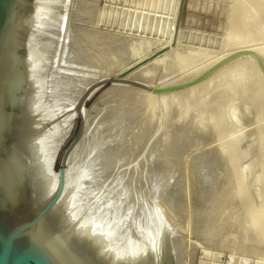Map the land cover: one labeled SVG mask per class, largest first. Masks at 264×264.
<instances>
[{"label":"rangeland","instance_id":"1","mask_svg":"<svg viewBox=\"0 0 264 264\" xmlns=\"http://www.w3.org/2000/svg\"><path fill=\"white\" fill-rule=\"evenodd\" d=\"M106 1H108V2H106ZM176 1H178V3H176ZM193 1H195V2L191 3L192 2L191 0H181V1L180 0H159V1L158 0H142V1H140V0H132V1L131 0H123V1L122 0H49V1H46L44 4H42L39 7L38 11L40 14H38V12H37L36 16L39 15L40 20L38 19L39 17L35 16L36 24L33 27L34 33L32 35V45L35 44L33 48L37 49L36 54H34V58L36 61L35 63L41 62L38 64V66H36V68H37L38 78L41 79L40 85H43L42 82H44L43 87L41 86V88H42L41 89V95H42V100H43L45 112L48 114V115L46 114L47 123H50V122L53 123L51 125L52 127L48 131V133H50L49 136H53V138H51V137L49 138V140L51 139L50 140L51 141L50 147H52L51 145H53V147H54V144H55V149H50V150H54V152L50 151V152H52L50 154V157L54 161L51 158L49 160V167H48V171H49L48 173L49 174H47V183H49L52 179H54V181L57 180V182H58L57 178H59L58 177L59 173H60L62 167L64 166V164L66 165V163H67V168H68L67 171L69 170V167H70V172H72V173L69 174L66 171V173H65V184L67 182L66 180H67L68 174L70 175V177H73L75 175V178H76V179L75 178H73V179H75L74 181L77 185V188H76L74 196L71 200V203L72 204L74 203V206H76V208L72 204L70 205V207L72 206L71 209L73 211V213L71 211L70 214L71 213L75 214L77 211L79 212V213L75 214L76 220H78V218H79V220L84 221L83 218L90 215L92 219L90 218V216L86 217L85 220H87V221H85V222L89 228L92 227L93 229L97 225L99 226V228H97V229H102L104 227L109 226L111 223H112V225L116 223L115 225H113L114 228L112 227V225H110V228L112 227L111 229L115 230L114 232L116 233L118 239L120 240L121 237L123 236L125 241H127L125 237H128V238L130 237L128 241L129 242L133 241V243H134V241H136L134 245L137 248L142 246L144 240H145V243L148 241V239H149V241H150V239L152 240L153 238H151V236L154 237V239H153L154 241L155 240L160 241V239H161L160 235L162 234L161 235V237H162L164 234L162 232H165V230L170 231L171 232V240H172V238L175 237L174 238L175 240L173 239L175 243L173 242L172 245H173V249L177 250L176 251L177 254H175V257H176L175 260L179 257L176 260L177 264H181V263L182 264H252V263L258 264L259 262H260L259 264H264V239H263L264 237H262V235H260L261 231L262 230L264 231V217H263V219L260 218V220L258 221V226L256 229L255 228L253 229L252 227H250L251 229H249L247 226L249 223L248 220L249 219L251 220V217L253 218L254 211H252V209L250 208V203L249 202L246 203L247 201L245 200V197H247V195H248V197L251 196V199L253 200V202L255 204V202H258L256 199L258 197L257 194H259L258 200L260 199V197H261V199L259 200L258 204L256 203L257 205L255 204V207L256 206H257V208L262 207L263 214H264V166L260 167V164H259V163H262V161H264V155H262V146L260 144L261 142H259L260 136H262L264 138V134H263V129L261 128L259 122H257L258 119H256V120L253 119V118H255L253 115H255V116H256V114L258 115V113H256L258 111H257V109H255L256 106L253 107L254 108L253 110H250V109H252L251 107L255 103V101L252 100V96H253L252 94L254 93V91L252 92V90H256L258 88V86H257L258 82H255L252 78H249V77H251V74H252L255 77L261 79L264 83V48H262L264 46V34L262 33L263 35L262 34L258 35L260 37L257 36V38L253 37L252 40H254V42L253 41L248 42L245 39V37L242 35L246 25H245V21L242 18L241 12L235 11L233 13L226 14L225 16L223 15V13L225 14L226 11H228V9L225 10V8L223 7L224 5L227 4L225 1H228V0L223 1V3H225L224 5L221 4L222 3L221 0L219 1V3L214 2V1L218 2L217 0H213L214 3L212 2V0H210L209 2L207 0H204L205 2H208V4H206V6L207 5L209 6V8L207 7L208 10H207V8L205 10L200 8L203 6L205 7V5H203L205 2H202L203 0H201V1L199 0L200 1L199 3L202 6H200V4L197 2L198 0H193ZM101 2L103 5L101 4ZM210 2H212V3H210ZM179 3H180V5H179ZM137 4H138V6L142 7V8H140V10H139V7L137 6ZM182 4H183V6H182ZM214 4H215V8H214ZM217 4H220V7L222 9ZM196 5H198V6H196ZM210 5H211V7H210ZM179 6L185 12L184 13L185 15H183V13H181L182 10L179 9ZM216 6L219 8H217ZM177 7H178V9H177ZM190 7L192 10H189ZM146 8L149 10V12ZM175 8H176V10H175ZM200 9L206 11V14H204L205 12L202 13L200 11ZM211 9H213V11ZM215 9H216V11H215ZM217 9H219V10H217ZM131 10H132V12H130ZM177 10H179V11H177ZM194 10H196V11L199 10L203 15L207 16L208 18L210 17V16H208L209 13L211 11L214 13V11H215L214 14L211 12L210 15L213 14V16H211V18L215 17L216 15L217 16L213 19H211V18L208 19L207 17H204L201 13L194 14V13H197L196 11L194 12ZM220 10H223V11L225 10V11L223 13H221ZM106 11H107V13H106ZM126 11H127V13H126ZM218 11L220 12L219 15L222 14V15H220V18L223 16L226 17L225 19H226L227 24L223 23L225 21L223 19L224 17L222 18L223 22H222V20L220 21V19L218 18V16H219L217 13ZM207 12H209V13L207 14ZM186 13H187V15H186ZM227 13H229V12H227ZM128 14H129V16H128ZM181 14L184 16L183 20H182L183 16H181ZM199 14H201L202 16ZM191 15H193L194 17L197 18V19L195 18L196 22L194 21V18ZM147 16H148V18H147ZM185 16H186V18H189L186 20H189L187 22L188 23L190 22V24H191L190 25L186 22L189 25L188 29H187V26L185 24ZM199 17H200V20H198ZM140 18H142V19H140ZM205 18H207V20H205ZM202 20H203V22H202ZM210 20H211V22H210ZM215 20L217 22H214ZM180 21H183V24H181L182 22H180ZM118 22H119V24H118ZM205 22H207L208 25H207V23L205 24ZM192 23H193V25H192ZM197 23H200V24L198 25ZM211 23H212V25L214 24L213 25L214 28L212 25H209ZM220 23H221V25L223 24L222 26L220 25L221 28L225 25L226 26L223 29H221L218 25L216 26V24H220ZM201 24H203V25H201ZM138 25H139V27H136ZM172 25H174V26H172ZM197 25L199 27H203L204 30H202L203 29L202 28L201 29L202 31H201ZM205 25H207V26H205ZM108 26H110V27H108ZM171 26H172V28H171ZM181 26L183 27V29ZM195 26L197 28L192 29V28H195ZM211 26L215 30L216 34H217L218 30H221V31H219V33L220 32L221 33L218 35H216L215 33L213 34L212 31H214V30L211 28ZM135 27L137 29H134ZM217 27H219V29ZM140 29L142 31H140ZM135 30H138V32ZM182 31H183V33L184 32L185 33L182 34ZM194 31L196 33H194ZM209 31H211V34L208 33ZM133 32H135V33H133ZM191 32L194 33L195 35L192 34V36L191 35L189 36V34ZM186 33H188V34H186ZM198 34L199 35L200 34L205 35L206 37L210 35L211 39H213L212 41H214V42L210 43L211 39L209 37L204 39L202 35H200L201 38H199ZM115 35L117 36V38ZM131 35H132V37H131ZM179 35L182 37L180 38ZM226 35L231 38V41H230V43H228V44L226 43L224 45L225 42H223V39H225L227 37ZM217 36H219V37L224 36L225 37V38L221 37L222 40L220 39V41H221V44L223 43V45L221 48L218 47L219 49L214 47V45L216 43H220L219 37L217 38ZM110 37H112V38H110ZM162 37H163V39H162ZM165 37L167 38V40ZM187 37H189V38H187ZM193 37L197 40L193 39ZM196 37H198V38H196ZM214 38L216 40L218 39L219 42H217ZM116 39L118 41H116ZM151 39H153L152 42H151ZM184 39H186L187 42ZM199 39H202V40L198 41ZM142 40H143V42L145 41L144 43H146V42L150 43L149 46L150 45L151 46L150 47L148 46L147 48H148V50H151V54H149L150 52L147 50V48L144 45V43L142 42ZM205 40H206V44H205ZM93 41H96V42H93ZM136 41L139 43H137ZM202 41H204V42H202ZM215 41H216V43H215ZM140 42L142 43V45ZM191 42H193V43L191 44ZM201 42H202V44H201ZM250 42L254 43V44H251ZM153 43L155 45H153ZM157 43L159 45L160 44H162V45L159 46ZM203 43L205 44V47H204ZM209 43L211 44V47L212 46L213 47L212 48L207 47L209 50L208 49L205 50L207 44L210 46ZM135 44H137V45L140 44L141 46H145V47H142L143 48L142 49L140 45L135 46ZM212 44H214V45H212ZM221 44H220V46H221ZM258 44H259V46H258ZM132 45H134L133 48H131ZM173 45H174V47H173ZM260 45L262 47H260ZM35 46H37V47H35ZM217 46H219V44H217ZM138 47H140V48H138ZM157 47H158V49H157ZM171 47H173V48H171ZM200 47L202 49L204 47V49L199 50ZM134 48H136L137 52L142 49L143 53H142V51H141V53L143 54L144 57L143 56L141 57L139 55L140 51L138 52V55L140 57L137 55V53H134V55L136 54L134 56L133 52H136L135 50H133ZM197 48H199L198 51H197ZM213 48H215V49H213ZM96 49H97V51H96ZM194 49H196V50H194ZM211 49H213V50H211ZM130 50H131V52H130ZM218 50H219V52H218ZM169 51H175V53L171 52L172 54H175V55H173V57H172V54ZM196 51H197V54L194 53ZM214 51L218 52V54H220L221 56H219L216 52L214 53ZM127 52L129 54V56H128ZM204 52H206L207 54L205 53V54L201 55ZM95 53L98 56H96ZM109 53H111V54H109ZM147 53L149 56L146 55ZM160 53L161 54L163 53L164 56H162ZM208 53H210V57H211V55L212 56L214 55L212 57V59L215 58V60L210 61L209 60L210 57H208L209 59H207V56H209ZM177 54H178V56H177ZM40 55H42V56L45 55V57L41 56L42 60H40L41 59L39 57ZM118 55H119V57H118ZM145 55H146V57H145ZM169 55L171 56V58ZM205 55H206V58L204 57ZM161 56H162V58H161ZM202 56L204 58V61L207 60L206 62H208V64L206 62H204V64H203V59H201ZM215 56H217L219 58H216ZM134 57H136V58H134ZM155 57H156V60L158 59V62H156V60H155V62L154 61L152 62L151 59L154 60ZM164 57H165V59L167 58V61L164 59ZM113 58H114V60H112ZM188 58H189V60H188ZM242 58H248L251 62V63H247L248 68H247L246 72L249 73V76H247L246 73H243V74L237 75L238 76L237 78L234 77V78H231L229 80V78H230L229 75H228V78H227V76L225 77V75H226L227 71H228L227 73L230 72L229 70H231V67L233 66L230 63L233 64V62L235 63V61H238ZM159 59L164 64L159 62ZM169 59L170 60L172 59V61H174V62H171ZM180 59H183V62H180ZM184 59H186V60H184ZM200 59L202 60V63L199 62V61H201ZM131 60H132V62H131ZM148 60H149V62H148ZM190 60H191V62H190ZM176 61H179V63H181V65L179 64V66L177 68L178 70L176 69L178 63L176 64V66L174 64ZM184 61H186L188 64L190 62V64L188 66L186 65L187 67L183 66V65H185ZM150 62H152L151 64L155 65V67H152L150 64L149 66L152 67V68H150L147 65ZM167 63H168V65H167ZM169 63H171V65L173 67L171 65H169ZM199 63H201V64H199ZM159 65L162 66L161 69H159V67H160ZM164 65H167V67L165 66V69H164ZM226 65H228V66H226ZM225 66L228 70L226 68H225L226 70L224 69ZM183 67H185V68H183ZM155 68H156V70H155ZM157 68H158V70H157ZM166 68H169L170 71H169V69H166ZM171 68H174L173 69L174 71ZM223 69L225 70V75H224ZM147 70H149V71L146 72ZM160 70H161V72H160ZM162 70L163 71L165 70L164 71L165 73H163ZM166 71L168 73L169 72L170 73L167 74ZM183 71H185V72H183ZM219 71H221L223 74L219 73ZM181 72H183V73H181ZM146 73H147V75H145ZM148 73H149V75H148ZM164 75H165V78H164ZM216 75H218L220 77H217ZM143 76H144V79H143ZM168 76L170 79L167 78ZM214 76H216V77H214ZM221 76H224L223 78L227 79L228 82H226ZM246 76H247V78H246ZM42 78H44V80L46 82L44 80L42 81ZM174 78H176V79H174ZM214 78L215 79L220 78L221 80L216 79L217 80V81H215L216 83L215 82L211 83V81H213ZM160 79H162L164 82ZM157 80H159V81H157ZM233 80H237V81H234L235 86H234ZM248 80H250V81H248ZM207 81H208V83H207ZM158 82H160V83H158ZM224 82H225V84L223 85ZM39 83H40V81H39ZM209 83L212 85H210ZM213 83H214V85H213ZM219 83L221 85H219ZM232 83H233L234 87L232 86ZM252 83L254 85H252ZM205 84H206V86H205ZM207 84L210 86H208ZM228 84H230V86ZM247 84H248V86H247ZM215 86L218 90L216 88H213ZM223 86H224V88H226L228 90L224 89ZM238 86L239 87L242 86V87L237 88ZM235 87L237 88V90L238 89L239 90L238 91L235 90L234 89ZM229 88H231V89H229ZM246 88L249 90V92H247V94H246V90H245ZM139 89L140 90L144 89V90L140 91ZM208 89L211 90L210 92H213L215 94L214 95L215 100L210 98L211 96H209V94H212V97H213V93H210ZM221 89H222V91H221ZM201 90L207 91V94L202 95V98L204 97L203 98V100H204L205 97H209V99L206 98V101L207 102L209 101V105L207 104V102L205 100L204 101L200 100L201 94H202ZM215 90H217V91H215ZM223 90L224 91L226 90V92H225L226 94L228 92L227 98H226L227 95L223 92ZM229 90H231L234 93L236 91L239 92V94L236 93V94H238L237 96H236V94L232 93L236 98H239L238 100H241L240 96L245 95L246 97L245 98H243L244 96L241 97L243 101L241 100V101L237 102V104H236V103H234L235 98H231L232 96H231V92ZM242 90H243V93H242ZM173 91H176L177 93L179 92L180 93V94H178L179 97H178V95L172 96L173 94H177L176 92H173ZM205 91L204 92L202 91L203 94H205ZM167 92H169V93L171 92V93L168 94ZM217 92L220 95L221 94L223 96L226 95L225 98L228 101H229V98L231 100H233L232 105L236 104L235 107H237L238 105H240V107H241V104H242L243 105L242 107L245 108L247 106V108H248L250 103H252L250 108H248V109L245 108L247 110H244V108L239 109L240 107L238 106V108H237L238 112L236 111L235 107H233L236 111L235 118L237 119L238 116H239V118H238V122L236 124H234V126H233V123L232 124L229 123L230 126L232 125L231 129L227 125L228 123L226 125H224V126H227L226 128H224L223 125H221L222 127H220V123H217L218 125H216V121L218 119V114L220 113L219 112L220 110L218 111L219 108H215V110H214L213 107H217V106L222 107L223 106V105L221 106V104H220V102H221L220 99H222V103H226V101H227V100H225V98L223 96L221 98ZM256 92H257V90H256ZM143 93L145 95H148V98H147V96H143L144 95ZM162 93H163V95H162ZM165 93H167V94H165ZM199 93H201V94L198 96L195 95V94H199ZM181 94H182V96H181ZM186 94H189L191 96L193 95V97L190 96L192 99L188 95L185 96ZM216 94L219 96H217ZM152 95L153 96L155 95V96L153 97ZM250 95H251V97H249ZM216 96L218 97L217 98L218 100L216 99ZM145 97H146V99H145ZM149 97H152L151 101L149 100ZM169 97L172 98V100ZM174 97L175 98L177 97V99H175L176 101L174 100ZM180 97L188 98V99L190 98L189 101H188V99H186L187 102L183 98H181V102L179 101V103H181V104H184V101L186 102L185 103L186 106L188 108H190V110H191L190 111L191 113H189V115L191 114L192 116L193 115L195 116V114H193V113H196V111L200 112L202 109V106H203V108L209 107L208 111H207V108H206V110L202 109L203 112L202 111H201L202 113L200 112L201 115L200 116L196 115L195 117L197 120L200 118L198 121H201V122L197 121L199 124L202 123L200 126H202L203 124L205 126H207L209 123L210 127H208V126L207 127L208 128L212 127V128L209 131V129L207 127L205 129L204 128L201 129V127H200V130H199V128L194 127L195 129L193 128V131L197 132V130H198V132L196 133V132L190 131L188 136H186L188 139L190 137L189 140L185 139L186 137L184 138V136H183L182 138L184 140L180 139L181 141L178 143L179 146L177 145L178 147H175L176 149L167 148L168 146H166V145H165L166 148H164L163 144H162L163 146L160 147L161 144L159 145V143H158L159 141H157V140H158V137L160 139L161 135H163L165 133L164 129L166 128L167 131L173 132L172 130H170L171 129L170 127L173 126V123L171 121H172V119H173V121L175 119V114H174L175 112H176V117H177L178 112L180 113V110H179L180 108H177L179 106V103L177 101L179 100ZM247 97L249 98V104L247 103L248 102ZM153 98H154V102L158 105L163 100H166L167 102L170 101V103L168 102L170 108H168L166 110L167 113L166 112L164 113V117L162 119L163 121L161 124H159L160 129L157 128L158 126H156V125H153V124L149 125V124L144 123L147 120L148 115L150 114V113H148V114L145 113V112H150L149 111L150 109H148V108H147V110L143 109L146 106L145 104H143L144 100H146V101L149 100L150 102H147V103H151L153 101ZM246 98H247V100H245ZM182 99L184 100L183 102H182ZM195 99H197V100H195ZM198 99H199V101H198ZM210 99H211V102H214L216 100L218 102L220 100L218 103L216 102V104H220V105L215 106L216 105L215 102L213 104H210ZM157 100H159V101H157ZM190 100H191L190 105H193L192 107L188 106L189 105L188 103L190 102ZM192 100L194 102L195 101L196 102L198 101L199 103L201 102V104L203 102L204 105L206 104L208 106L205 105V107H204L203 104L200 105L198 102H197V104H196V102L193 103ZM212 100H214V101H212ZM236 100H235V102H236ZM132 101H134V102H132ZM140 101H143V103L141 102L138 104V102H140ZM173 101H175V102H173ZM251 101H253V102H251ZM129 102H131V103H129ZM154 102H152V103L154 104ZM240 102H241V104H240ZM242 102H245V103L243 104ZM119 103H121L122 108L120 107ZM152 103L149 104L150 108H151V105H153ZM122 104H126V105L122 106ZM130 104H132V105H130ZM133 104L136 107H134ZM156 104L153 106L155 107ZM171 104H173V106ZM228 104H229V102H228ZM143 105H145V106H143ZM224 105H227V103ZM139 106L140 107L142 106L143 108H140ZM159 106H158V108H156V107L155 108L159 109ZM182 106H185V105H181V107ZM199 106H201V107H199ZM172 107H175V108H172ZM193 107L196 108V111H194ZM89 108H90V110H89ZM192 108H193V110H192ZM198 108H200L199 109L200 111L198 110ZM171 109L172 110L174 109L173 113H172ZM175 109H178L179 111L175 110ZM168 110L171 112H169ZM240 110L242 113H243V111L244 112H246V111L250 112V114H248V113H243V114L245 115V117H246V114H247V116H249L246 118L251 119L249 121L251 123V125H249L250 124L249 122L247 123L248 120H246V118L243 116V114H239ZM132 113H133V115H131ZM237 113H238V116H237ZM135 114H137V115L134 116ZM167 114H170L168 119H167V117H168ZM241 115L244 117L243 119H240ZM48 116H50V117L48 118ZM133 117H135V118H133ZM65 118H67V119H65ZM131 118L134 120H132ZM256 118H257V116H256ZM136 119H138V121ZM139 119H140V121H139ZM239 119L241 120V122L239 121ZM252 119L254 121L253 123H252ZM262 119H264V116ZM187 120H189V119H187ZM209 120H210V122H209ZM141 121H143V122H141ZM211 121H213L215 124L213 122L211 123ZM186 122H188V121H185L184 123L187 124ZM167 123H168V125L166 126ZM240 123H241V125L243 124L241 129H240L241 125H239ZM256 123H258L260 127ZM138 124H139V126H138ZM53 126L55 127L54 129H53ZM146 126H147V128H146ZM154 127L157 128V131H155L156 129ZM186 127H188V125ZM233 127H235V128H233ZM236 127H238L240 130H242L241 133H239L240 130L237 129ZM162 128H164V129L162 130ZM143 129H144V132L146 130L147 137H146V135L143 137H140L141 133L143 132V131L140 132V130H143ZM203 129L206 131H204ZM229 129L231 130V132H233L235 129V133L234 132L230 133ZM236 129H237V132H236ZM147 130L150 132V135H149V132ZM201 130L204 131L203 135H205V136H203V135L201 136V134L203 133V132H199ZM208 131H209V133H208ZM228 131H229V133H228ZM144 132L142 134H145ZM170 132H168V133H170ZM211 132H213V133H211ZM171 134L174 135V133L169 134L170 139H172L174 137ZM232 134L237 136V137H235V139L237 138V140L239 138L244 137V139H242L243 141L240 142V139H239L238 141L240 143L238 141H236V144H238V145H236V144L230 145L227 141L226 136L229 135L228 139H230V135L234 138V136ZM189 135H191L192 137ZM209 135L211 136V140L207 139V138H210ZM220 135H222V137H220L219 141H216V140H218V138H219L218 136H220ZM55 136H56V138H54ZM144 137L146 138L145 140H143ZM193 137H195V138H193ZM215 137H217V138L215 139ZM64 138H65V140H64ZM139 139H140V142H138ZM141 139H142V142H141ZM191 139H194L196 141L198 140L197 142H199V144H198L199 146L197 145L196 141L194 142V143H196V145L195 144L192 145L193 140H191ZM135 142H136V144H135ZM252 142H254L253 145L255 144V146L252 145ZM78 143H80V144H78ZM138 143H140V144H138ZM189 144L191 147L189 146ZM248 144H249V146H248ZM76 145L77 146L80 145L79 147L76 148L77 150L75 149ZM134 145H136V146H134ZM202 145H203L204 149L202 148ZM251 145L253 147H250ZM247 146H248V150L250 148L249 155L247 154L248 153V150L246 149ZM183 147H184V149H183ZM244 147L247 150V153L245 152L246 150L243 149ZM205 148H207V149L205 150ZM221 148H222V150H223V148L225 149V153H224V151L222 152V150H220ZM73 149H74V151H73ZM158 149H159V151H158ZM169 149H170V151H169ZM173 149H174V151L172 152ZM240 149H243L244 152ZM154 150L158 151L159 153L158 152L155 153ZM162 150H163L165 155L163 154V152H161ZM175 150H176V152H175ZM239 150L241 152H239ZM167 151H169V152H167ZM60 152H61V154H60ZM74 152H76V153H74ZM242 152L244 154L246 153L248 157L247 156L242 157L240 155V154H242ZM77 153H78V155H77ZM187 153H189V154H187ZM52 154L55 157H52L53 156ZM159 154H162V155L159 156ZM167 154H168V156H167ZM198 154H200V156H198ZM205 154H206V157H204ZM231 154H234L235 158H232ZM69 155H71V157H72L71 159H70ZM162 156H163V159H162ZM164 156H165V158H164ZM237 156H239V158H241V159L237 158ZM68 157H69V160H67ZM180 157L182 158L183 162H180V161H182L179 159ZM185 157H186V159H185ZM199 157H202L203 159L199 158ZM208 157H210V158H208ZM73 158H75V159H73ZM155 158H157V159H155ZM166 158H167V160L165 161ZM168 158H170V160ZM243 158H245V160H244L245 162L243 161ZM191 159L196 164L198 163L197 164L198 166L193 161H191ZM233 159L236 161V165H237L236 168L238 170L240 169L241 172L243 170L246 171V176L244 174L245 178L248 177L247 180L250 178L249 181L244 180V185H246V191H250V192L245 193L238 186V184H236L237 181H235V179H236L235 174L238 173V170L236 168H233V167H235L234 165H232ZM70 160H72V163H74L73 160L74 161L78 160L77 162L75 161V166H77V167L79 166L80 171L79 170L76 171L77 167L75 168L74 164L73 165L71 164V166H68L70 164V162H69ZM161 160H163V162ZM240 160H241V164L243 165V167H241L242 165L239 163ZM83 161H84V163H83ZM170 161H171V163L168 164ZM158 162H161V163H158ZM200 162L203 165H201ZM50 163H51V165H50ZM149 163L152 166L149 165ZM156 163H158V164H156ZM176 163L178 165V168H177ZM208 163L209 164L211 163V164L209 165ZM243 163H245V168H244ZM254 164H259V166H258L259 169ZM158 165L159 166L161 165V166L159 167ZM239 165H241V166H239ZM193 166H194V168H193ZM254 166L256 167L257 170L255 169ZM167 167H169V168H167ZM173 167H174V169H173ZM213 167H214V169H213ZM71 168L73 169V171H71ZM158 168H160V169L158 170ZM252 168H253V170H255L254 174H250L252 171ZM205 169L206 170L208 169V170L206 171ZM234 169H236V172ZM161 170H163V171H161ZM168 170H170V171H168ZM171 170H172V172H171ZM190 170H192L193 172L192 171L190 172ZM197 170H198V172H197ZM74 171H75V174H74ZM214 171L217 173H215ZM247 171H248V173H247ZM76 172H77V174H76ZM194 172L195 173L197 172L198 174L200 173V175L194 174L195 178H196L195 175H197V178H196L197 181L193 180V179H195L194 177H192ZM203 172L204 173L207 172V175H208V173H210L211 175L210 174L209 175L211 177L209 179L208 178L205 179L204 176L205 177H208V176L206 174H204ZM85 173H87L89 176L84 175L85 176L84 177L82 174H85ZM217 174H218V176H216ZM53 175H55V176H53ZM76 175H77V177H76ZM222 175L224 178H222ZM161 176L163 178L164 177L166 178L169 176L171 177L170 181H172V183L170 182V186L168 187V188H170L169 190H168V188H164V190L161 191V189H163L162 186H160L159 189L156 188L157 182ZM198 176L199 177L201 176V177L199 178ZM254 176H256V178ZM202 177L204 178V180H203L204 182H202V181L200 182V179L202 180ZM55 178H56V180H55ZM233 178H235V179H233ZM185 179H186V183L189 182V184L185 183V181H184ZM254 179L257 180V183H256V181H254ZM205 180H206L207 184H209L208 183V181H209L210 182L209 185H211L212 187L215 185L213 187L214 189L211 186H208V188H207V186L205 187V185H207V184H205ZM211 180L213 181V185H212ZM193 181H194V183H193ZM221 181H222V183H221ZM250 181L252 183H254L253 186H252ZM245 182H246V184H245ZM249 182H250L251 186L253 187V188L251 187L252 189L249 187L251 190L248 188V185H250ZM219 183L223 184V185H220ZM202 184H203V187L201 186ZM254 185L256 186V188L254 187ZM186 186H188V187H186ZM193 186H194V188H193ZM216 186H218L220 188H218ZM224 187H225V189H224ZM154 188H156L154 191L156 194H153ZM198 188H200V189H198ZM210 188H211V192H210ZM221 188H222V190H221ZM157 189H158V191H157ZM230 189H231V193H230ZM238 189H241V190L237 192ZM247 189H249V190H247ZM253 189L254 190L256 189L257 191L254 192ZM175 190H177V191H175ZM163 191L168 192V194L163 192ZM227 191H228V193H227ZM251 191L254 194H252ZM157 192L159 193V195L157 194ZM209 193H210V195H209ZM232 193H234V195ZM255 193H257V194H255ZM171 194H173V195H171ZM153 195L154 196L156 195L157 198H154ZM232 195L235 196L234 198L232 197L233 199H231ZM170 196L176 197L173 200V202H171V200L174 197L171 198ZM185 196H186V199H185ZM193 196L194 197L196 196V197L194 198ZM253 197L254 198L256 197V198L253 199ZM152 198H154V199H152ZM167 198H169L171 200H169ZM204 200H206L207 202ZM183 202H185V204ZM190 202H191V204H190ZM204 202L206 205L204 204ZM113 204H115L114 207L116 209H114L112 207ZM208 204H209V206H208ZM104 205H106V206H104ZM182 205H183V207H182ZM111 207L114 210H112ZM105 208H107V209H105ZM247 208H250V211ZM74 209L76 211H74ZM181 209H184V210H181ZM102 210H107V211L104 212ZM187 210L189 213L187 212ZM114 212L116 213V215H119V216L121 215L120 217H121L122 222L118 216L113 215ZM151 213H159L158 214L159 216H157V214H155V216L157 218L154 219V221H152L153 219H151V218L152 217L155 218V217L153 216L154 214L152 215ZM75 215H72V218H74ZM250 215H251V217H250ZM110 216H112L113 219H110V221H108ZM149 216H151V217H149ZM87 218H89L90 221H92V220L93 221L96 220V221L92 223V222L88 221ZM116 218L119 219L118 221L120 223L117 221L114 222ZM100 220H101V223L99 224ZM105 220L108 221L109 225H107V222ZM111 220H114L113 221L114 223L111 222ZM166 220H168L169 222ZM103 221H105V222H103ZM150 221L154 224V226H152L150 224L151 223ZM96 222H98V223H96ZM102 222L104 224H106V226L103 225ZM88 223L92 224V225H88ZM94 223H96L95 224L96 226L94 225ZM164 223H165V226H167L169 224H171V225L168 226L169 228L168 227L166 228L164 226ZM246 223H247V225H246ZM101 224L103 227L100 226ZM163 226H164V228H163ZM249 226H250V224H249ZM173 228H174V230L172 231L171 229H173ZM246 229H247V232H246ZM249 230H250V232H249ZM252 230H254V231H252ZM248 232H249V234H248ZM149 233H151V234L149 235ZM246 236L248 237V239ZM249 236H250V239H249ZM145 238H147V239H145ZM244 238H245V240L247 239L246 242L249 244V246L247 244H245L246 242H244ZM258 238H261V240ZM124 239L122 238V243L124 242L125 244L128 243V245H131L132 242L129 244V242H125ZM159 241L156 242V244L157 243L159 244ZM189 241H190V243H189ZM249 241H250V243H249ZM137 242H141V243H138V246H137ZM193 242H194V244H193ZM175 244H177V245H175ZM174 246H177V248L179 250L177 248H175ZM243 247H245V248H243ZM229 251H231V252H229ZM232 252H234V253H232ZM243 252H244V254H243ZM174 253H175V251H174ZM194 253H195V255H194ZM224 255L226 257H224ZM256 259H258V260H256ZM178 260H180V262ZM259 260H261V261H259ZM257 261H259V262H257Z\"/></svg>","mask_w":264,"mask_h":264},{"label":"water","instance_id":"2","mask_svg":"<svg viewBox=\"0 0 264 264\" xmlns=\"http://www.w3.org/2000/svg\"><path fill=\"white\" fill-rule=\"evenodd\" d=\"M49 0H0V264H176L171 232L156 249L75 222L67 163L47 183L50 140L32 28ZM66 166V167H65Z\"/></svg>","mask_w":264,"mask_h":264},{"label":"bare ground","instance_id":"3","mask_svg":"<svg viewBox=\"0 0 264 264\" xmlns=\"http://www.w3.org/2000/svg\"><path fill=\"white\" fill-rule=\"evenodd\" d=\"M122 1H123V0H122ZM131 1H132V0H131ZM140 1H142V0H140ZM158 1H159V0H158ZM180 1H181V0H180ZM191 1H192L191 3L195 2V1H193V0H191ZM200 1H201V0H200ZM200 1L198 0L197 2L199 3ZM207 1L209 2L210 0H207ZM217 1H218V2H216V1H214V2H215V3H219L220 0H217ZM223 1H224V0H221L222 3H221V2H220V3L224 5L225 3H223ZM106 2H108V1H106ZM109 2H110V1H109ZM184 2H185V1H184ZM202 2H205V1L203 0ZM202 2H201V3H202ZM208 2H205L204 4L202 3L203 5H205V7L203 6L204 8H203V7H200V8H202V9H204V10H205L207 7L209 8L208 5L206 6V4H208ZM212 2H213V0H212ZM212 2H210V3H212ZM214 2H213V3H214ZM225 2L227 3V4H226L227 6L224 5L223 7L225 8V10L228 9V11H226V13L224 14L223 12H224L225 10H224V11H223V10H220L221 13H223V15L225 16L226 14H230V13H233V12H235V11H240V12H241V14H242V18H243V20L245 21V25H246L242 35L245 37V39H246L248 42H249V41H253V42H254V40H252L253 37L257 38L258 35H260V34H262V33L264 34V27H263V26H264V25H263V24H264V0H228V1H225ZM176 3H178V1H176ZM101 4H102V2H101ZM128 4H129V3H128ZM140 4H141V3H140ZM140 4H139V5H140ZM184 4H185V3H184ZM199 4H200V3H199ZM102 5H103V4H102ZM131 5H132V4H131ZM141 5H142V4H141ZM179 5H180V3H179ZM186 5H187V4H186ZM211 5H212V4H211ZM211 5H210V7H211ZM217 5H219V7H220V4H217ZM100 6H101V5H100ZM126 6H127V5H126ZM137 6H138V4H137ZM177 6H178V5H177ZM182 6H183V4H182ZM196 6H198V5H196ZM200 6H202V5L200 4ZM221 6H222V5H221ZM121 7H122V6H121ZM138 7H139V10H140V8H142V7H140V6H138ZM216 7H217V6H216ZM219 7H217V8H219ZM124 8H125V7H124ZM127 8H128V7H127ZM132 8H133V7H132ZM170 8H171V7H170ZM185 8H186V7H185ZM208 8H207V10H208ZM214 8H215V4H214ZM220 8H221V7H220ZM136 9H137V8H136ZM146 9H147V8H146ZM177 9H178V7H177ZM179 9H181L180 6H179ZM183 9H184V8H183ZM202 9H200V11H201L202 13L205 12L204 14H206V11H204V10H202ZM221 9H222V8H221ZM126 10H127V9H126ZM132 10H133V9H132ZM132 10H131L130 12H132ZM147 10H148V9H147ZM175 10H176V8H175ZM181 10H182V9H181ZM184 10H185V9H184ZM189 10H192L191 7L189 8ZM209 10H210V9H209ZM211 10L213 11V9H211ZM217 10H219V9H217ZM102 11H103V10H102ZM107 11H108V10H107ZM107 11H106V13H107ZM128 11H129V10H128ZM142 11H143V10H142ZM177 11H179V10H177ZM177 11H176V12H177ZM182 11H183V10H182ZM182 11H181V13H183V15H185V14H184L185 12H184V11L182 12ZM195 11H196V10H194V12H195ZM200 11L197 10V11H196L197 13H194V14L201 13ZM212 11H211V12H212ZM215 11H216V9H215ZM215 11H214V13H215ZM37 12H38V14H40L39 11H37ZM137 12H138V11H137ZM148 12H149V10H148ZM169 12H170V11H169ZM188 12H189V11H188ZM191 12H192V11H191ZM191 12H190V13H191ZM211 12H210V13L207 12V14L209 13V15H208V16H210L209 18H208L207 16L203 15L202 13H201V14H202L204 17H207L208 19H210L211 16H213V14H214V13L212 12L213 14L210 15ZM227 12H229V13H227ZM126 13H127V11H126ZM135 13H136V12H135ZM177 13H178V12H177ZM179 13H180V12H179ZM217 13H218V15H219L220 12L218 11ZM36 14H37V13H36ZM132 14H133V13H132ZM139 14H140V13H139ZM158 14H159V13H158ZM192 14H193V13H192ZM194 14H193V15H194ZM201 14H199V15H201ZM137 15H138V14H137ZM142 15H143V14H142ZM183 15L181 14V16H183ZM186 15H187V13H186ZM193 15H191V16L194 18V21L196 22V20H195L196 17H194ZM202 15H201V16H202ZM220 15H222V14H220ZM220 15L218 16V18H219L220 21H221L222 18H223L224 16L220 18ZM128 16H129V14H128ZM188 16H189V15H188ZM188 16H187V17H188ZM196 16H197V15H196ZM214 16H215V15H214ZM216 16H217V15H216ZM216 16H215V17H216ZM36 17H39L38 19L40 20V16H39V15L36 16ZM123 17H124V16H123ZM125 17H126V16H125ZM134 17H135V16H134ZM134 17H133V18H134ZM173 17H174V16H173ZM189 17H190V16H189ZM192 17H191V18H192ZM215 17H213V18H215ZM147 18H148V16H147ZM183 18H184V16L182 17V20H183ZM202 18H203V17H202ZM202 18H201V19H202ZM207 18H205V20H207ZM213 18H211V19H213ZM225 18H226V17L223 18L225 21L223 22V20H222V22L225 23V24H227ZM114 19H115V18H114ZM136 19H137V18H136ZM140 19H142V18H140ZM186 19H189V18H186V16H185V24H186L187 29H188V27H189L188 24H190V22L188 23L187 21H189V20H186ZM196 19H197V18H196ZM216 19H217V18H216ZM35 20H36V19H35ZM35 20H34V23H33V27H34V25L36 24ZM39 20H38V21H39ZM106 20H107V19H106ZM147 20H148V19H147ZM191 20H192V19H191ZM198 20H200V17L198 18ZM203 20H204V19H203ZM203 20H202V22H203ZM205 20H204V21H205ZM107 21H108V20H107ZM126 21H127V20H126ZM148 22H149V21H148ZM180 22H182L181 24H183V21H180ZM186 22H187L188 24H187ZM207 22H208V21H207ZM207 22H205V24H206ZM210 22H211V20H210ZM212 22H213V21H212ZM214 22H217V21L215 20ZM214 22H213V23H214ZM120 23H121V22H120ZM125 23H126V22H125ZM138 23H139V22H138ZM208 23H209V22H208ZM208 23H207V25H208ZM118 24H119V22H118ZM127 24H128V23H127ZM132 24H133V23H132ZM185 24H184V25H185ZM194 24H195V23H194ZM197 24L199 25L200 23H197ZM214 24H215V23H214ZM214 24H213V25H214ZM190 25H191V24H190ZM192 25H193V23H192ZM195 25H196V24H195ZM198 25H197V26H198ZM201 25H203V24H201ZM207 25H205V26H207ZM209 25H212V23L209 24ZM213 25H212V26H213ZM217 25L220 27L221 23H220V24H216V26H217ZM222 25H223V24H222ZM222 25H221V26H222ZM150 26H151V25H150ZM172 26H174V25H172ZM172 26H171V28H172ZM186 26H185V27H186ZM212 26H211V28H212ZM225 26H226V25H225ZM225 26H223L222 28L220 27V28L223 29ZM108 27H110V26H108ZM125 27H126V26H125ZM131 27H132V26H131ZM136 27H139V25L136 26ZM136 27H135L134 29H137ZM181 27H182V26H181ZM185 27H184V28H185ZM191 27H192V26H191ZM193 27H194V26H193ZM198 27H199V26H198ZM219 27H217V28L219 29ZM196 28H197V27L195 26V28H192V29H196ZM199 28H200V30H201L203 27H199ZM213 28H214V26H213ZM213 28H212V29H213ZM215 28H216V27H215ZM108 29H109V28H108ZM121 29H122V28H121ZM134 29H133V30H134ZM182 29H183V27H182ZM190 29H191V28H190ZM190 29H189V30H190ZM124 30H125V29H124ZM202 30H204V28H203ZM202 30H201V31H202ZM213 30H214V29H213ZM115 31H116V30H115ZM128 31H129V30H128ZM131 31H132V30H131ZM135 31L138 32V30H135ZM140 31H142V30L140 29ZM195 31H196V30H195ZM195 31H194V33H196ZM211 31H212V30H211ZM211 31H209L208 33L211 34ZM216 31H217V30H216ZM219 31H221V30H218L217 34H216L215 30L212 31V32H213V34L215 33L216 35H218V34L221 33V32L219 33ZM222 31H223V30H222ZM120 32H121V31H120ZM33 33H34V32H33V28H32V35H33ZM133 33H135V32H133ZM184 33H185V32H184ZM184 33H183V31H182V34H184ZM188 33H189V32H188ZM188 33H186V34H188ZM194 33L191 32V33L189 34V36H190V35L192 36V34L195 35ZM199 33H200V32H199ZM202 33H203V32H202ZM206 33H207V32H206ZM117 34H118V33H117ZM129 34H130V33H129ZM147 34H148V33H147ZM151 34H152V33H151ZM203 34H204V33H203ZM263 34H262V35H263ZM126 35H127V34H126ZM198 35H199V34H198ZM198 35H197V36H198ZM200 35H202V34H200ZM200 35H199V38H201ZM208 35H209V34H208ZM108 36H109V35H108ZM112 36H113V35H112ZM115 36H116V35H115ZM134 36H135V35H134ZM134 36H133V37H134ZM137 36H138V35H137ZM139 36H140V35H139ZM143 36H144V35H143ZM156 36H157V35H156ZM179 36H180V35H179ZM202 36H203L204 39L207 38V37H209V38L211 39L210 35L207 36V37H206L205 35H202ZM224 36H225V35H224ZM224 36H221V37H224ZM226 36H227V35H226ZM124 37H125V36H124ZM129 37H130V36H129ZM131 37H132V35H131ZM181 37H182V36H180V38H181ZM213 37H214V36H213ZM218 37H219V36H217V38H218ZM221 37H219V41H220ZM258 37H260V36H258ZM110 38H112V37H110ZM116 38H117V36H116ZM120 38H121V37H120ZM136 38H137V37H136ZM138 38H139V37H138ZM148 38H149V37H148ZM155 38H156V37H155ZM165 38H166V37H165ZM184 38H185V37H184ZM187 38H189V37H187ZM196 38H198V37H196ZM224 38H225V37H224ZM128 39H129V38H128ZM132 39H133V38H132ZM132 39H131V40H132ZM139 39H140V38H139ZM139 39H138V40H139ZM162 39H163V37H162ZM172 39H173V38H172ZM193 39H195V38L193 37ZM214 39H215V38H214ZM93 40H94V39H93ZM109 40H110V39H109ZM113 40H114V39H113ZM152 40H153V39H151V42H152ZM166 40H167V38H166ZM166 40H165V41H166ZM180 40H181V39H180ZM184 40L186 41V39H184ZM195 40H197V39H195ZM201 40H202V39H199L198 41H201ZM207 40H208V39H207ZM212 40H213V39H211V42H210V43L214 42V41H212ZM215 40H216V39H215ZM221 40H222V39H221ZM116 41H118V40L116 39ZM126 41H127V40H126ZM132 41H133V40H132ZM146 41H147V40H146ZM160 41H161V40H160ZM162 41H163V40H162ZM168 41H169V40H168ZM168 41H167V42H168ZM191 41H192V40H191ZM209 41H210V40H209ZM209 41H208V42H209ZM216 41L219 42L218 39H217ZM216 41H215V43H216ZM230 41H231V38L228 37V36H227L225 39H223V42H225L224 45H225L226 43H227V44L230 43ZM93 42H96V41H93ZM120 42H121V41H120ZM130 42H131V41H130ZM136 42H137V41H136ZM142 42H143V40H142ZM144 42H145V41H144ZM144 42H143V43H144ZM176 42H177V41H176ZM181 42H182V41H181ZM186 42H187V41H186ZM186 42H185V43H186ZM202 42H204V41H202ZM202 42H201V44H202ZM256 42H257V41H256ZM107 43H108V42H107ZM131 43H132V42H131ZM137 43H139V42H137ZM140 43H141V42H140ZM146 43H147V44H146ZM146 43H144V45H145L146 48H147V47L149 46L150 43H149V42H146ZM163 43H164V42H163ZM169 43H170V42H169ZM189 43H190V42H189ZM192 43H193V42H191V44H192ZM210 43H209V44H210ZM250 43H251V42H250ZM95 44H96V43H95ZM114 44H115V43H114ZM127 44H128V43H127ZM157 44H158V43H157ZM203 44H204V43H203ZM205 44H206V40H205ZM205 44H204V47H205ZM217 44H219V46H217ZM220 44H221V41H220V43H216V44H215L216 46H215L214 44H212V45H214L215 48L219 49L218 47L221 48L222 45H223V43L221 44V46H220ZM251 44H254V43H251ZM255 44H256V43H255ZM34 45H35V44H33L32 46L34 47ZM100 45H101V44H100ZM123 45H124V44H123ZM129 45H130V44H129ZM136 45H137V44H135V46H136ZM139 45H140V44H139ZM139 45H137V46H139ZM141 45H142V43H141ZM141 45H140V46H141ZM153 45H155V44L153 43ZM158 45H159V44H158ZM160 45H162V44H160ZM160 45H159V46H160ZM177 45H178V44H177ZM91 46H92V45H91ZM114 46H115V45H114ZM133 46H134V45H132L131 48H133ZM145 46H141V48H142V47H145ZM150 46H151V45H150ZM150 46H149V47H150ZM187 46H188V45H187ZM258 46H259V44H258ZM35 47H37V46H35ZM105 47H106V46H105ZM173 47H174V45H173ZM173 47H171V48H173ZM204 47H203V49H204ZM207 47H208V48L211 47V44H210V46L207 44L205 50L208 49ZM212 47H213V46H212ZM212 47H211V48H212ZM260 47H262V46L260 45ZM116 48H117V47H116ZM138 48H140V47H138ZM215 48H213V49H215ZM258 48H259V47H258ZM262 48H264V46H263ZM33 49H34V48H33ZM91 49H92V48H91ZM142 49H143V48H142ZM142 49H141V50L138 49V50L140 51V53H141V51H142V53H143V50H142ZM149 49H150V48H149ZM157 49H158V47H157ZM198 49H199V48H197V51H198ZM203 49L200 47L199 50H203ZM213 49H211V50H213ZM34 50H35V51H34ZM34 50H33V54H36V52H37L36 50H37V49L35 48ZM131 50H132V49H131ZM131 50H130V52H131ZM133 50L136 51V48H134ZM147 50H148V48H147ZM147 50H146V51H147ZM194 50H196V49H194ZM208 50H209V49H208ZM96 51H97V49H96ZM112 51H113V50H112ZM139 51H138V52H139ZM144 51H145V50H144ZM148 51L150 52L149 54H151V50H148ZM148 51H147V52H148ZM197 51L194 52V53L197 54ZM261 51H262V50H261ZM115 52H116V51H115ZM128 52H129V51H128ZM128 52H127V54H128ZM132 52H133V51H132ZM138 52H137V51H136V52H133V55H134V53H137V55H138ZM153 52H154V51H153ZM164 52H165V51H164ZM164 52H163V53H164ZM166 52H167V51H166ZM169 52H170V53H171V52H172V53H175V51H169ZM200 52H201V51H200ZM206 52H207V51H206ZM206 52L202 53L201 55L205 54ZM208 52H209V51H208ZM210 52H211V51H210ZM212 52H213V51H212ZM215 52H216V51H214V53H215ZM218 52H219V50H218ZM218 52H216V53L218 54ZM125 53H126V52H125ZM140 53H139V55L142 57L143 54H142V53L140 54ZM158 53H159V52H158ZM163 53H162V54L160 53V54H161L162 56H164ZM172 53H171V54H172ZM43 54H44V53H43ZM93 54H94V53H93ZM97 54H98V53H97ZM109 54H111V53H109ZM122 54H123V53H122ZM122 54H121V55H122ZM206 54H207V53H206ZM208 54H209V56H207V59H209L208 57H210V53H208ZM95 55H96V53H95ZM112 55H113V54H112ZM125 55H126V54H125ZM135 55H136V54H135ZM135 55H134V56H135ZM139 55H138V56H139ZM146 55L149 56L148 53H147ZM146 55H145V57H146ZM173 55H175V54H172V57H173ZM198 55H199V54H198ZM218 55L221 56L220 54H218ZM218 55H217V56H218ZM41 56H42V55H40L39 57L41 58ZM43 56L45 57V55H43ZM43 56H42V57H43ZM96 56H98V55H96ZM114 56H115V55H114ZM114 56H113V57H114ZM128 56H129V54H128ZM131 56H132V55H131ZM140 56H139V57H140ZM162 56H161V58H162ZM169 56H170V55H169ZM169 56H168V57H169ZM177 56H178V54H177ZM213 56H214V55H213ZM213 56L211 55V57H210V59H209L210 61H211V60H212V61L215 60V58L212 59ZM217 56H215V57H216V58H219V57H217ZM118 57H119V55H118ZM120 57H121V56H120ZM143 57H144V56H143ZM153 57H154V56H153ZM157 57H158V56H157ZM188 57H189V56H188ZM200 57H201V56H200ZM200 57H199V58H200ZM204 57L206 58V55H205ZM102 58H103V57H102ZM115 58H116V57H115ZM123 58H124V57H123ZM134 58H136V57H134ZM158 58H159V57H158ZM161 58H160V59H161ZM170 58H171V56H170ZM182 58H183V57H182ZM186 58H187V57H186ZM43 59H44V58H43ZM121 59H122V58H121ZM121 59H120V60H121ZM160 59H159V62L163 63V62H162L163 60L161 59L162 61H160ZM164 59H165V57H164ZM172 59H173V58H172ZM172 59H171V60L169 59V60H170L171 62H174V61H172ZM175 59H176V58H175ZM175 59H174V60H175ZM201 59H203V64H204V62L207 61V60L204 61L203 56H202ZM201 59H200V60H201ZM40 60H42V58H41ZM112 60H114V58H113ZM122 60H123V59H122ZM128 60H129V59H128ZM139 60H140V59H139ZM151 60H152V62H153V61L155 62L156 57H155L154 60H153V59H151ZM151 60H150V61H151ZM165 60L167 61V58H166ZM165 60H164V61H165ZM176 60H177V59H176ZM184 60H186V59H184ZM188 60H189V58H188ZM191 60H192V59H191ZM191 60H190V62H191ZM91 61H92V60H91ZM102 61H103V60H102ZM126 61H127V60H126ZM166 61H165V62H166ZM35 62H36V61H35ZM37 62H38V61H37ZM96 62H97V61H96ZM131 62H132V60H131ZM148 62H149V60H148ZM152 62H150V63L147 64V65L149 66ZM156 62H158V59L156 60ZM168 62H169V61H168ZM180 62H183V59H180ZM190 62H189V64H190ZM199 62L202 63V60L199 61ZM39 63H41V62H39ZM39 63H36V66H38ZM161 63H160V64H161ZM177 63H178V65H177L176 69L178 68L179 64L181 65V63H179V61H176V62L174 63L175 66H176ZM184 63H185V65H183V66H186V65L188 66V65H189L186 61H184ZM201 63H199V64H201ZM206 63L208 64V62H206ZM247 63H251L250 60H249L248 58H242V59H240V60H238V61H235V63L233 62V64L230 63V64L233 65V66L231 67V70H229L230 72L227 73V72H228V71H227V72H226V75H225V70L227 69L226 66H228V65H226V66L224 67V69H225V68H226V69H225V70L223 69V70H224V75H225V77L227 76V78H228V75H229V77H230L229 80H230L231 78H234V77L237 78V77H238L237 75H240V74H243V73H246L247 76H249V73L246 72V71H247V68H248V67H247V66H248ZM92 64H93V63H92ZM94 64H95V63H94ZM99 64H100V63H99ZM127 64H128V63H127ZM155 64H156V63H155ZM163 64H164V63H163ZM165 64H166V63H165ZM174 64H173V65H174ZM182 64H183V63H182ZM207 64H206V65H207ZM230 64H229V65H230ZM167 65H168V63H167ZM167 65H164V69H165V66L167 67ZM169 65H171V63H169ZM231 65H230V66H231ZM151 66H152V67H155V65H153V64H151ZM156 66H157V65H156ZM159 66H160L159 69H161L162 66H161V65H159ZM171 66H172V65H171ZM187 66H186V67H187ZM139 67H140V66H139ZM149 67H150V66H149ZM152 67H150V68H152ZM157 67H158V66H157ZM169 67H170V66H169ZM172 67H173V66H172ZM183 68H185V67H183ZM143 69H144V68H143ZM162 69H163V68H162ZM166 69H169V68H166ZM171 69L173 70L174 68H171ZM152 70H153V69H152ZM155 70H156V68H155ZM157 70H158V68H157ZM177 70H178V69H177ZM177 70H176V71H177ZM227 70H228V69H227ZM148 71H149V70H147L146 72H148ZM150 71H151V70H150ZM162 71H163V70H162ZM164 71H165V70H164ZM164 71H163V73H165ZM167 71H168V70H167ZM167 71H166V72H167ZM169 71H170V69H169ZM173 71H174V70H173ZM181 71H182V70H181ZM221 71H222V70H221ZM221 71H219V73H222ZM138 72H139V71H138ZM156 72H157V71H156ZM160 72H161V70H160ZM183 72H185V71H183ZM183 72H181V73H183ZM149 73H150V72H149ZM149 73H148V75H149ZM163 73H162V74H163ZM169 73H170V72H169ZM169 73L167 72V74H169ZM173 73H174V72H173ZM150 74H151V73H150ZM155 74H156V73H155ZM155 74H154V75H155ZM157 74H158V73H157ZM160 74H161V73H160ZM171 74H172V73H171ZM176 74H177V73H176ZM179 74H180V73H179ZM179 74H178V75H179ZM222 74H223V73H222ZM142 75H143V74H142ZM145 75H147V73H146ZM171 76H172V75H171ZM173 76H174V75H173ZM216 76H217V77H220V76H218V75H216ZM216 76H214V77H216ZM247 76H246V78H247ZM221 77L223 78L224 76H221ZM91 78H92V77H91ZM148 78H149V77H148ZM160 78H161V77H160ZM164 78H165V75H164ZM164 78H163V79H164ZM167 78H169V76H168ZM249 78H252L255 82H258V84H257L258 88L256 89L257 92H256V90H252L253 88L251 89L252 92L254 91V93L252 94V95H253V96H252V100H254L255 103L253 104V106L251 107L252 109H250V110H253V109H254L253 107L256 106L255 109H257V111H258V112H256V113H258V115L256 114L257 118H256L255 115H253V116L255 117V118H253V119H255V120L258 119L257 122H259L261 128L263 129V134H264V121H263L264 119H262L263 116H264V83H263V81H262L261 79L255 77V76L252 75V74H251V77H249ZM39 79H40V78H39ZM143 79H144V76H143ZM169 79H170V78H169ZM174 79H176V78H174ZM216 79L218 80V79H220V78H216ZM216 79H215V78H214V80L212 79L213 81H211V83L217 81ZM223 79H224V78H223ZM223 79H222V80H223ZM43 80H44V78H42V81H43ZM145 80H146V79H145ZM160 80H162V79H160ZM164 80H165V79H164ZM167 80H168V79H167ZM220 80H221V79H220ZM224 80H225L226 82H228L227 79H224ZM39 81H40V84H41V79H40ZM44 81H45V80H44ZM157 81H159V80H157ZM162 81H163V80H162ZM169 81H170V80H169ZM231 81H232V80H231ZM234 81H237V80H233V83H234ZM248 81H250V80H248ZM45 82H46V81H45ZM160 82H161V81H160ZM160 82H158V83H160ZM163 82H164V81H163ZM209 82H210V81H209ZM42 83H43V85H44V82H42ZM87 83H88V82H87ZM205 83H206V82H205ZM207 83H208V81H207ZM215 83H216V82H215ZM221 83H222V82H221ZM233 83H232V86H233ZM245 83H246V82H245ZM245 83H244V84H245ZM250 83H251V82H250ZM209 84H210V83H209ZM217 84H218V83H217ZM224 84H225V82L223 83V85H224ZM226 84H227V83H226ZM242 84H243V83H242ZM242 84H241V85H242ZM43 85H40V89H42L41 86L43 87ZM159 85H160V84H159ZM207 85H208V84H207ZM210 85H212V84H210ZM210 85H208V86H210ZM213 85H214V83H213ZM219 85H221V84L219 83ZM228 85L230 86V84H228ZM252 85H254V84L252 83ZM205 86H206V84H205ZM217 86H218V85H217ZM234 86H235V83H234ZM234 86H233V87H234ZM247 86H248V84H247ZM218 87H219V86H218ZM240 87H242V86H240ZM240 87L238 86L237 88H240ZM243 87H244V86H243ZM205 88H206V87H205ZM205 88H204V89H205ZM213 88H216V86L213 87ZM223 88H224V86H223ZM223 88H222V89H223ZM237 88L235 87L234 89L237 90ZM248 88H249V87H248ZM255 88H256V87H255ZM255 88H254V89H255ZM210 89H211V88H210ZM210 89H208L209 92L211 91ZM216 89H217V88H216ZM222 89H221V91H222ZM224 89H226V88H224ZM229 89H231V88H229ZM234 89H233V90H234ZM243 89H244V88H243ZM136 90H137V89H136ZM139 90H140V89H139ZM141 90H144V89H141ZM141 90H140V91H141ZM217 90H218V89H217ZM217 90H215V91H217ZM226 90H228V89H226ZM226 90H225V91L223 90V92L225 93ZM238 90H239V89H238ZM238 90H237V91H238ZM245 90H246V94H247V92H249V90H248L247 88H246ZM247 90H248V91H247ZM251 90H250V91H251ZM202 91L204 92L205 90H201V93H202V94H201V93H199V94H195V95H197V96L201 94V99H200V100H203V98H204V97L202 98V95H206V94H207V91H205V94H203ZM229 91L231 92V96H232L231 98H235V100H236V99H237V100L239 99V98H236V97L232 94V93H234V92H232L231 90H229ZM237 91H236L234 94H236V93L239 94V92H237ZM144 92H145V91H144ZM173 92H176V91H173ZM180 92H181V91H180ZM182 92H183V91H182ZM187 92H188V91H187ZM218 92H219V91H218ZM218 92H217V93H218ZM223 92H222V93H223ZM230 92H229V93H230ZM240 92H241V91H240ZM244 92H245V91H244ZM145 93H146V92H145ZM167 93L170 94L171 92H170V93L167 92ZM167 93H165V94H167ZM176 93H177V92H176ZM210 93H213V92H210ZM215 93H216V92H215ZM224 93H223V94H224ZM242 93H243V90H242ZM141 94H142V93H141ZM143 94H144V93H143ZM178 94H180V93L178 92L177 94H173L172 96H175V95H178ZM190 94H191V93H190ZM218 94H219V93H218ZM225 94H226V93H225ZM225 94H224V95H225ZM227 94H228V92H227ZM227 94H226V95H227ZM238 94H236V96H237ZM244 94H245V93H244ZM248 94H249V93H248ZM162 95H163V93H162ZM183 95H184V94H183ZM187 95H188L189 97L191 96V95H189V94H186L185 96H187ZM195 95H194V96H195ZM214 95H215V94L213 93V97H212V94H209V96H211L210 98H212V99L215 100ZM216 95H217V94H216ZM219 95H220V94H219ZM219 95H217V96H219ZM226 95H225V96H226ZM240 95H241V94H240ZM134 96H135V95H134ZM143 96H147V98H148V95H145V94H144ZM150 96H151V95H150ZM152 96H153V95H152ZM154 96H155V95H154ZM154 96H153V97H154ZM160 96H161V95H160ZM167 96H168V95H167ZM170 96H171V95H170ZM181 96H182V94H181ZM185 96H184V97H185ZM207 96H208V95H207ZM217 96H216V99L218 98ZM222 96H223V95L221 94L220 97L222 98ZM225 96H223V97L225 98ZM229 96H230V95H229ZM243 96H244V97H243ZM243 96H240V99H241V100H242L241 97H243V98L246 97L245 95H243ZM129 97H130V96H129ZM132 97H133V96H132ZM140 97H141V96H140ZM156 97H157V96H156ZM163 97H164V96H163ZM178 97H179V95H178ZM191 97H193V95H192ZM191 97H190V98H191ZM199 97H200V96H199ZM227 97H228V95L226 96V98H227ZM238 97H239V96H238ZM249 97H251V95H250ZM134 98H135V97H134ZM136 98H137V97H136ZM151 98H152V97H149V100H150V101H151ZM157 98H158V97H157ZM161 98H162V97H161ZM169 98H170V97H169ZM169 98H168V99H169ZM181 98H183V97H180V98H179V100L177 101L178 103H179V101L181 102ZM190 98H189V99H190ZM195 98H196V97H195ZM197 98H198V97H197ZM206 98L209 99V97H205V99H204L205 101H206ZM226 98H225V100H227ZM247 98H248V97H247ZM247 98H246L245 100H247ZM141 99H142V98H141ZM141 99H140V100H141ZM145 99H146V97H145ZM155 99H156V98H155ZM158 99H159V98H158ZM168 99H167V100H168ZM170 99L172 100V98H170ZM175 99H177V97H176V98L174 97V100H175ZM183 99L187 102L186 99H188V98H183ZM183 99H182V102L184 101ZM189 99H188V101H189ZM191 99H192V98H191ZM208 99H207V100H208ZM136 100H137V99H136ZM136 100H135V101H136ZM147 100H148V99H147ZM149 100H148V101L144 100V103H143V101L138 102V104L142 102L143 104L146 105V106L143 105V106H145V108H143L142 106H141V107L139 106L140 108H143V109H145V110H147V108L150 109V110H149L150 112H145V113H147V114H148V113H150V114L148 115L147 120H146L144 123H145V124H149V125H150V124H153V125L158 126L157 128H159V124H161L162 121H163L162 119H163V117H164V113L166 112V110H167L168 108H170V107H169V103H170V101H168V102H169V103H168L166 100H163V101L160 102V104H159L160 106H159L158 104H156V103L154 102V98H153V101H152V102H154V104H153L152 102H151V103H152L153 105L156 104V106H155L156 108H158V106H159V109H156L153 105H151V108H150V105H149V104H151V103H147V102H150ZM195 100H197V99H195ZM204 100H203V101H204ZM214 100H212V101H214ZM217 100H218V99H217ZM217 100L214 101L215 104H216ZM220 100H221L220 104H221V106H222V105H223V106L220 107V106H217V105H220V104H216L215 106H217V107H213L214 110H215V108H219L218 111L220 110V111H219L220 113L218 114V119H217V121H216V125H218L217 123H220V127H222L221 125H223V127L226 128L227 126H224V125H226V124L228 123L227 125H228L229 128L231 129L232 125L230 126L229 123H231V124L233 123V126H234V124H236V123L238 122V118H239L238 113H237V116H238L237 119L235 118V115H236L237 108H238V106L240 107V105H238L237 107H235V105L237 104V102H239V101H241V100H238V101L236 100V102H235V100H234V103H236L235 105H234V104L232 105V101H233V100H231L230 98H229V101L227 100V101L229 102V104H228V102L226 101L227 105H224V104H226V103H222V99H220ZM220 100H219V101H220ZM245 100H244V101H245ZM250 100H251V99H250ZM122 101H123V100H122ZM145 101H146V102H145ZM157 101H159V100H157ZM175 101H176V100H175ZM175 101H173V102H175ZM185 101H184V104L179 103V106H178L177 108H180V109H179V110H180V113L178 112L177 117H176V112L174 113V114H175V119H174V121H173V119H172L171 122L173 123V126L170 127V128H171L170 130H172L173 132L167 131L166 128H165V129L162 128V130H163V129L165 130V133H164L163 135H161L160 139H159V137H158V140H157V141H159V142H158L159 145L161 144L160 147H162V146L164 145V148H166V146H168L167 148H174V149H176L175 147H178V146H179L178 143L181 141L180 139H183V138H182L183 136H184V138H185L186 136H188V134H189L190 131H192V132H196V131H193V128H194V127L199 128V130H200V127H201V129H202V128L205 129L207 126L210 127L208 122H207V123H208L207 126H205L204 124H203V125H204L205 127H204L203 125L200 126V125L202 124V123H201V124L198 123V122H201V121H198L200 118L197 120L196 117H195L196 115H197V116H200L201 113L203 112L202 109H205V110H206L207 107H206V108H203V106H202V109H201L202 112L199 110L200 108H198V110H199L201 113L198 112V111H196V108L193 107V108H194V111H196V113H193V114H195V116H194V115L192 116L191 114L189 115V113H191V112H190L191 110H190V108H188V107L186 106V104H185L186 102H185ZM198 101H199V99H198ZM198 101H197V102H198ZM219 101H218V102H219ZM242 101H243V100H242ZM247 101H248V102H247ZM247 101H246V102L249 104V98H248ZM132 102H134V101H132ZM177 102H176V103H177ZM192 102L195 103L196 101L194 102V101L192 100ZM197 102H196V104H197ZM206 102H207V101H206ZM214 102H211V99H210V104H213ZM218 102H217V103H218ZM251 102H253V101H251ZM124 103H125V102H124ZM129 103H131V102H129ZM190 103H191V100H190V102L188 103V104H189L188 106H191V107H192L193 105H190ZM193 103H192V104H193ZM198 103H199V102H198ZM242 103L244 104L245 102H242ZM85 104H86V103H85ZM119 104H120V107H121V103H119ZM199 104L202 105L203 102H202V104H201V102H200ZM199 104H198V105H199ZM207 104L209 105V101L207 102ZM240 104H241V102H240ZM251 104H252V103H250V105L248 106V108H250ZM255 104H256V105H255ZM125 105H126V104H122V106H125ZM130 105H132V104H130ZM133 105H134V104H133ZM140 105H141V104H140ZM157 105H158V106H157ZM171 105L173 106V104H171ZM171 105H170V106H171ZM181 105H185V106H182V107H181ZM203 105H204V104H203ZM205 105H206V104H205ZM205 105H204V107H205ZM208 105H206V106H208ZM176 106H177V105H176ZM196 106H197V105H196ZM211 106H212V105H211ZM211 106H210V107H211ZM213 106H214V105H213ZM242 106H243V105L241 104V107H240L239 109H243L244 107H242ZM244 106H245V105H244ZM134 107H136V106L134 105ZM137 107H138V106H137ZM199 107H201V106H199ZM233 107H235L236 111H235V109H234ZM121 108H122V107H121ZM172 108H175V107H172ZM193 108H192V110H193ZM208 108H209V107H208ZM208 108H207V111L209 110ZM220 108H221V109H220ZM245 108H247V106H246ZM245 108H244V110H247V109H248V108H247V109H245ZM119 109H120V108H119ZM119 109H118V110H119ZM135 109H136V108H135ZM211 109H212V108H211ZM211 109H210V110H211ZM87 110H88V109H87ZM89 110H90V108H89ZM145 110H144V111H145ZM169 110H170V109H169ZM169 110H168V111H169ZM171 110H172V109H171ZM173 110H174V109H173ZM173 110H172V113H173ZM175 110H178V109H175ZM179 110H178V111H179ZM212 110H213V109H212ZM214 110H213V111H214ZM133 111H134V110H133ZM135 111H136V110H135ZM138 111H139V110H138ZM242 111H243V110H242ZM248 111H249V110H248ZM169 112H171V111H169ZM192 112H193V111H192ZM205 112H206V111H205ZM237 112H238V111H237ZM240 112H241V110L239 111V114H243V113H248V114H250V112H247V111H246V112L243 111V113H242V112L240 113ZM254 112H255V111H254ZM86 113H87V112H86ZM134 113H135V112H134ZM145 113H144V114H145ZM166 113H167V112H166ZM46 114H47V113H46ZM87 114H88V113H87ZM170 114H171V113H170ZM170 114H167V115H168L167 119L169 118ZM47 115H48V114H47ZM131 115H133V113H132ZM136 115H137V114H135L134 116H136ZM142 115H143V114H142ZM251 115H252V114H251ZM173 116H174V115H173ZM237 116H236V117H237ZM243 116L245 117L244 114H243ZM243 116L241 115V116H240V117H241L240 119H243V118H244ZM49 117H50V116H48V118H49ZM130 117H131V116H130ZM246 117H249V116H247V114H246ZM246 117H245V118H246ZM133 118H135V117H133ZM139 118H140V117H139ZM142 118H143V117H142ZM170 118H171V117H170ZM65 119H67V118H65ZM88 119H89V118H88ZM131 119H132V118H131ZM187 119H189L190 121L187 120ZM240 119H239V121L241 122ZM253 119H252V123L254 122ZM132 120H134V119H132ZM136 120L138 121V119H136ZM164 120H165V119H164ZM170 120H171V119H170ZM170 120H169V121H170ZM236 120H237V121H236ZM246 120H248V121H247V123H248L251 119H250V118H249V119L246 118ZM48 121H49V120H48ZM139 121H140V119H139ZM185 121H188L189 123L186 122L187 124H185V123H184ZM197 121H198V122H197ZM242 121H243V120H242ZM49 122H50V121H49ZM63 122H64V121H63ZM89 122H90V121H89ZM141 122H143V121H141ZM171 122H170V123H171ZM209 122H210V120H209ZM212 122H213V121H211V123H212ZM61 123H62V122H61ZM138 123H139V122H138ZM168 123H169V122H168ZM168 123L166 124V126L168 125ZM213 123H214V122H213ZM242 123H243V122H242ZM249 123H250V122H249ZM52 124H53V123H51V122H50V123H47V125H48V131H49L50 128L52 127V126H51ZM139 124H140V123H139ZM139 124H138V126H139ZM141 124H142V123H141ZM205 124H206V123H205ZM214 124H215V123H214ZM256 124H258V123H256ZM259 124H258V126H259ZM55 125H56V124H55ZM55 125H54V126H55ZM171 125H172V124H171ZM185 125H186V126L188 125V127H186ZM239 125H241V123H240ZM239 125H238V126H239ZM242 125H243V124H242ZM242 125L240 126V129H241ZM249 125H251V123H250ZM54 126H53V129L55 128ZM166 126H165V127H166ZM169 126H170V125H169ZM169 126H168V127H169ZM211 126H212V125H211ZM260 126H259V127H260ZM140 127H141V126H140ZM144 127H145V126H144ZM208 127H207V128H208ZM146 128H147V126H146ZM154 128H155V127H154ZM157 128H155V129H156L155 131H157ZM211 128H212V127H211ZM211 128H208L209 131H210ZM224 128H223V129H224ZM233 128H235V127H233ZM233 128H232V129H233ZM236 128L239 129L238 127H236ZM139 129H140V128H139ZM141 129H142V128H141ZM159 129H160V128H159ZM194 129H195V128H194ZM204 129H203V130H204ZM227 129H228V128H227ZM230 129H229V130H230ZM237 129H236V132H237ZM240 129H239V130H240ZM242 129H243V128H242ZM51 130H52V129H51ZM168 130H169V129H168ZM203 130L199 131V132H203V133L201 134V136L204 134V131H206V130H204V131H203ZM141 131L144 132V129H143V130H140V132H141ZM147 131H148V130H147ZM209 131H208V133H209ZM224 131H225V130H224ZM241 131H242V130H240L239 133H241ZM140 132H139V133H140ZM143 132H142V133H143ZM148 132H149V131H148ZM162 132H163V131H162ZM168 132H170V133H174V135L171 134L172 136H174L172 139H170V136H169L170 133H168ZM197 132H198V130H197ZM197 132H196V133H197ZM226 132H227V131H226ZM233 132L235 133V129H234ZM233 132H231V130H230V133H233ZM142 133H141L140 137H143V136H145V135L147 134L146 130H145V132H144L145 134H142ZM151 133H152V132H151ZM153 133H154V132H153ZM211 133H213V132H211ZM222 133H223V132H222ZM228 133H229V131H228ZM48 134H50V133H48ZM159 134H160V133H159ZM192 134H193V133H192ZM225 134H226V133H225ZM149 135H150V132H149ZM157 135H158V134H157ZM157 135H156V136H157ZM195 135H196V134H195ZM197 135H198V134H197ZM199 135H200V134H199ZM232 135L234 136V138L230 135V139H228V138H229V137H228L229 135L226 136L227 141H228V143H229L230 145H235V144H236V141H238V140L240 139V142H241V141H243L242 139H244V137H242V138H239V139L237 140V138L235 139V137H237V136L234 135V134H232ZM238 135H239V134H238ZM243 135H244V134H243ZM86 136H87V135H86ZM189 136H191V135H189ZM203 136H205V135H203ZM50 137L53 138V136H49V138H50ZM146 137H147V135H146ZM191 137H192V136H191ZM209 137H210V138H207V139H210V140H211V136H210V135H209ZM218 137H219V138H218V140H216V141H219V140H220V137H222V135H220V136H218ZM231 137H232V138H231ZM54 138H56V136H55ZM66 138H67V137H66ZM99 138H100V137H99ZM99 138H98V139H99ZM193 138H195V137H193ZM200 138H201V137H200ZM202 138H203V137H202ZM216 138H217V137H215V139H216ZM57 139H58V138H57ZM57 139H56V140H57ZM84 139H85V138H84ZM84 139H83V140H84ZM137 139H138V138H137ZM145 139H146V138L144 137L143 140H145ZM185 139H188V138L186 137ZM189 139H190V137H189ZM189 139H188V140H189ZM213 139H214V138H213ZM224 139H225V138H224ZM259 139H260L259 142H261L260 144H261V146H262V155H264V138H263L262 136H260ZM50 140H51V139H50ZM64 140H65V138H64ZM101 140H102V139H101ZM135 140H136V139H135ZM183 140H184V139H183ZM191 140H193V141H192V143H193L192 145H194V144L196 145V143H194L196 140H194V139H191ZM191 140H190V141H191ZM199 140H200V139H199ZM132 141H133V140H132ZM137 141H138V140H137ZM186 141H187V140H186ZM197 141H198V140H197ZM197 141H196V142H197ZM50 142H51V141H50ZM56 142H57V141H56ZM138 142H140V139H139ZM141 142H142V139H141ZM203 142H204V141H203ZM208 142H209V141H208ZM238 142H239V141H238ZM240 142H239V143H240ZM52 143H53V142H52ZM57 143H58V142H57ZM61 143H62V142H61ZM133 143H134V142H133ZM158 143H157V144H158ZM204 143H205V142H204ZM253 143H254V142H252V145H253ZM53 144H54V143H53ZM78 144H80V143H78ZM135 144H136V142H135ZM138 144H140V143H138ZM162 144H163V145H162ZM198 144H199V142H197V145H198ZM205 144H206V143H205ZM64 145H65V144H64ZM165 145H166V146H165ZM177 145H178V146H177ZM180 145H181V144H180ZM185 145H186V144H185ZM236 145H238V144H236ZM252 145H251L250 147L255 146V144H254L253 146H252ZM51 146L53 147V145H51ZM79 146H80V145H78V146L76 145V146H75V149H76L77 147H79ZM134 146H136V145H134ZM181 146H182V145H181ZM189 146H190V144H189ZM198 146H199V145H198ZM248 146H249V144H248ZM248 146L246 147L247 150H248ZM52 147H50V149H55V144H54V147H53V148H52ZM132 147H133V146H132ZM190 147H191V146H190ZM195 147H196V146H195ZM206 147H207V146H206ZM213 147H214V146H213ZM157 148H158V147H157ZM164 148H163V149H164ZM202 148H203V145H202ZM210 148H211V147H210ZM161 149H162V148H161ZM174 149L172 150V152L174 151ZM177 149H178V148H177ZM181 149H182V148H181ZM183 149H184V147H183ZM189 149H190V148H189ZM189 149H188V150H189ZM191 149H192V148H191ZM203 149H204V148H203ZM203 149H202V150H203ZM206 149H207V148H205V150H206ZM217 149H218V148H217ZM217 149H216V150H217ZM243 149L246 150L245 147H244ZM243 149H240V150L243 151ZM57 150H58V149H57ZM76 150H77V149H76ZM156 150H157V149H156ZM156 150H154L155 153L159 151V149H158V151H156ZM166 150H167V149H166ZM166 150H165V151H166ZM185 150H186V149H185ZM205 150H204V151H205ZM208 150H209V149H208ZM220 150H222V148H221ZM240 150H239V152H241ZM247 150L245 151L246 153H247ZM249 150H250V148H249ZM249 150H248V153H247L248 155H249ZM50 151H53V152H54V150H50ZM73 151H74V149H73ZM169 151H170V149H169ZM169 151H167V152H169ZM223 151H224V153H225V149H224V148H223L222 152H223ZM71 152H72V151H71ZM76 152H77V151H76ZM76 152H74V153H76ZM161 152H163V150H162ZM167 152H166V153H167ZM175 152H176V150H175ZM186 152H187V151H186ZM205 152H206V151H205ZM205 152H204V153H205ZM243 152H244V151H243ZM243 152H242L243 155L240 154V153H239V154H240L242 157H244V156L246 157L247 154L245 153V154H246V155H245ZM50 153H52V152H50ZM158 153H159V152H158ZM196 153H197V152H196ZM207 153H208V152H207ZM218 153H219V152H218ZM60 154H61V152H60ZM112 154H113V153H112ZM163 154H164V152H163ZM187 154H189V153H187ZM209 154H210V153H209ZM52 155H53V154H52ZM71 155H72V154H71ZM71 155H69V156H70V159L72 158ZM74 155H75V154H74ZM77 155H78V153H77ZM160 155H162V154H159V156H160ZM164 155H165V154H164ZM203 155H204V154H203ZM221 155H222V154H221ZM167 156H168V154H167ZM177 156H178V155H177ZM193 156H194V155H193ZM198 156H200V154H198ZM207 156H208V155H207ZM231 156H232V158H235V157H234V154H231ZM52 157H55V156L53 155ZM204 157H206V154H205ZM247 157H248V156H247ZM50 158H51V157H50ZM58 158H59V157H58ZM77 158H78V157H77ZM77 158H76V159H77ZM157 158H158V157H157ZM157 158H155V159H157ZM164 158H165V156H164ZM176 158H177V157H176ZM199 158H202V157H199ZM208 158H210V157H208ZM237 158H239V156H237ZM51 159H52V158H51ZM73 159H75V158H73ZM162 159H163V156H162ZM168 159L170 160V158H168ZM179 159L182 160L181 157H180ZM183 159H184V158H183ZM185 159H186V157H185ZM193 159H194V158H193ZM202 159H203V158H202ZM202 159H201V160H202ZM211 159H212V158H211ZM239 159H241V158H239ZM239 159H238V160H239ZM246 159H247V158H246ZM52 160H53V159H52ZM52 160H51V161H52ZM67 160H69V157H68ZM159 160H160V159H159ZM166 160H167V158L165 159V161H166ZM171 160H172V159H171ZM177 160H178V159H177ZM199 160H200V159H199ZM244 160H245V158H243V161H244ZM248 160H249V159H248ZM248 160H247V161H248ZM53 161H54V160H53ZM53 161H52V162H53ZM75 161L77 162L78 160H75ZM75 161L73 160L74 163H72V160H70V161H69L70 164H69L68 166H71V164H72V165L74 164V167L76 168L77 166H75ZM161 161L163 162V160H161ZM165 161H164V162H165ZM191 161H193V160L191 159ZM205 161H206V160H205ZM243 161H242V162H243ZM52 162H51V163H52ZM67 162H68V161H67ZM69 162H68V163H69ZM156 162H157V161H156ZM177 162H178V161H177ZM180 162H183V160L180 161ZM180 162H179V163H180ZM193 162H194V161H193ZM198 162H199V161H198ZM244 162H245V161H244ZM248 162H249V161H248ZM51 163H50V165H51ZM83 163H84V161H83ZM158 163H161V162H158ZM158 163H156V164H158ZM170 163H171V161H170L168 164H170ZM179 163H178V164H179ZM188 163H189V162H188ZM194 163H195V162H194ZM200 163H201V162H200ZM203 163H204V162H203ZM206 163H207V162H206ZM212 163H213V162H212ZM239 163L241 164V160H240ZM246 163H247V162H246ZM162 164H163V163H162ZM165 164H166V163H165ZM168 164H167V165H168ZM182 164H183V163H182ZM195 164H196V163H195ZM197 164H198V163H197ZM197 164H196V165H197ZM208 164H209V163H208ZM208 164H207V165H208ZM210 164H211V163H210ZM210 164H209V165H210ZM214 164H215V163H214ZM243 164H244V168H245V163H243ZM259 164H260V167H261V166H264V161H262V163H259ZM259 164H254V165L257 166V168L259 169V167H258ZM149 165H151V164L149 163ZM174 165H175V164H174ZM176 165H177V163H176ZM188 165H189V164H188ZM190 165H191V164H190ZM201 165H203V164L201 163ZM232 165L235 166V167H233V168H236V166H237V165H236V161H235L234 159L232 160ZM241 165H242V164H241ZM241 165H239V166H241ZM247 165H248V164H247ZM80 166H81V165H80ZM84 166H85V165H84ZM84 166H83V167H84ZM151 166H152V165H151ZM158 166H159V165H158ZM160 166H161V165H160ZM160 166H159V167H160ZM164 166H165V165H164ZM179 166H180V165H179ZM197 166H198V165H197ZM205 166H206V165H205ZM255 166H254V167H255ZM48 167H49V166H48ZM51 167H52V166H51ZM72 167H73V166H72ZM155 167H156V166H155ZM186 167H187V166H186ZM191 167H192V166H191ZM207 167H208V166H207ZM210 167H211V166H210ZM241 167H243V165H242ZM241 167H240V168H241ZM249 167H250V166H249ZM164 168H165V167H164ZM167 168H169V167H167ZM177 168H178V165H177ZM193 168H194V166H193ZM203 168H204V167H203ZM208 168H209V167H208ZM244 168H243V169H244ZM246 168H247V167H246ZM67 169H68V168H67ZM79 169H80V167L78 166V167L76 168V171L79 170ZM159 169H160V168H158V170H159ZM173 169H174V167H173ZM199 169H200V168H199ZM211 169H212V168H211ZM213 169H214V167H213ZM236 169H237V168H236ZM236 169H234L235 172H236ZM255 169H256V167H255ZM178 170H179V169H178ZM186 170H187V169H186ZM200 170H201V169H200ZM205 170H206V169H205ZM207 170H208V169H207ZM207 170H206V171H207ZM215 170H216V169H215ZM237 170H238V169H237ZM245 170H246V169H245ZM256 170H257V169H256ZM71 171H73L72 168H71ZM79 171H80V170H79ZM161 171H163V170H161ZM168 171H170V170H168ZM182 171H183V170H182ZM187 171H188V170H187ZM191 171H192V170H190V172H191ZM194 171H195V170H194ZM202 171H203V170H202ZM209 171H210V170H209ZM250 171H251V170H250ZM48 172H49V171H48ZM67 172H68L69 174L72 173V172H70V167H69V170H68ZM171 172H172V170H171ZM192 172H193V171H192ZM197 172H198V170H197ZM197 172H196V173L194 172V173H193V176H192V175H191V176L194 177V174H198ZM200 172H201V171H200ZM204 172H205V171H204ZM204 172H203V173H204ZM212 172H213V171H212ZM214 172H215V171H214ZM218 172H219V171H218ZM235 172H234V173H235ZM252 172H253V173H252ZM254 172H255V170H253V168H252V171H251L250 174H254ZM257 172H258V171H257ZM68 173H67V174H68ZM79 173H80V172H79ZM215 173H217V172H215ZM247 173H248V171H247ZM48 174H49V173H48ZM57 174H58V173H57ZM69 174H68V177H67V180H66L67 182H66V183H68L70 180H75V179H76V178H75V175H74V174H75V171H74V174H73L74 176L72 175L73 177H70ZM76 174H77V172H76ZM204 174L207 175V172L204 173ZM209 174H210V173H208V175H207L208 177H205V176H204V178H205V179H206V178L209 179V178L211 177V176H210L211 174H210V175H209ZM244 174H245V176H246V171L243 170V171L241 172V170L239 169V170H238V173L235 174V175H236V179H235V178H233V179H235V181H237L236 184H238V186H239V187H240V188L246 193V192H250V191H246V185H244V180H247L248 177L245 178ZM82 175H83V176H84V175L86 176V175H88V174L85 173V174H82ZM166 175H167V174H166ZM166 175H165V176H166ZM189 175H190V174H189ZM198 175H200V173H199ZM213 175H214V174H213ZM248 175H249V174H248ZM48 176H49V175H48ZM53 176H55V175H53ZM83 176H82V177H83ZM85 176H84V177H85ZM88 176H89V175H88ZM167 176H168V175H167ZM195 176H196V178H197V175H195ZM201 176H202V175H201ZM201 176H200V177H201ZM216 176H218V174H217ZM256 176H257V175H256ZM256 176H254V177L256 178ZM56 177H57V176H56ZM76 177H77V175H76ZM144 177H145V176H144ZM198 177H199V176H198ZM200 177H199V178H200ZM250 177H251V176H250ZM254 177H253V178H254ZM53 178H54V177H53ZM73 178H75V179H73ZM137 178H138V177H137ZM170 178H171L170 176H169V177H166V178H165V177L163 178V177L161 176L160 179H159L158 182H157L156 188L159 189V187L162 186L163 189H161V191L164 190V188H168V187L170 186V182L172 183V181H170ZM190 178H191V177H190ZM194 178H195V177H194ZM196 178L193 179V180L197 181ZM204 178L202 177V180L200 179V182H201V181L204 182V181H203ZM222 178H224L223 175H222ZM251 178H252V177H251ZM57 179H59V178H57ZM135 179H136V178H135ZM172 179H173V178H172ZM212 179H213V178H212ZM218 179H219V178H218ZM249 179H250V178H249ZM249 179H248L247 181H249ZM55 180H56V178H55ZM138 180H139V179H138ZM189 180H190V179H189ZM214 180H215V179H214ZM223 180H224V179H223ZM223 180H222V181H223ZM51 181H52V180H51ZM184 181H185V183H186V179H185ZM198 181H199V180H198ZM207 181H208V180H207ZM211 181H212V180H211ZM216 181H217V180H216ZM222 181H221V183H222ZM247 181H246V182H247ZM251 181H252V180H251ZM251 181H250V182H251ZM254 181H256V183H257V180H256V179H254ZM246 182H245V184H246ZM250 182H249V184H250ZM252 182H253V181H252ZM252 182H251V184H252V186H253L254 183H252ZM151 183H152V182H151ZM187 183L189 184V182H187ZM187 183H186V184H187ZM191 183H192V182H191ZM193 183H194V181H193ZM198 183H199V182H198ZM208 183L210 184L209 181H208ZM216 183H217V182H216ZM48 184H49V183H48ZM56 184H57V180H56V182H55L54 188L56 187ZM205 184H207V183H206V180H205ZM209 184L205 185V187L207 186V188H208V186H211V185H209ZM219 184H220V183H219ZM251 184L248 185V188H249V187H250V188L252 187ZM150 185H151V184H150ZM182 185H183V184H182ZM190 185H191V184H190ZM212 185H213V181H212ZM220 185H223V184H220ZM201 186L203 187V184H202ZM201 186H200V187H201ZM214 186H215V185H214ZM214 186H213V187H214ZM151 187H152V186H151ZM186 187H188V186H186ZM196 187H197V186H196ZM205 187H204V188H205ZM211 187H212V186H211ZM213 187H212V188H213ZM216 187H218V186H216ZM221 187H222V186H221ZM225 187H226V186H225ZM225 187H224V189H225ZM254 187L256 188L255 185H254ZM156 188H154V190H153V194H156V193L154 192ZM178 188H179V187H178ZM181 188H182V187H181ZM181 188H180V189H181ZM189 188H190V187H189ZM193 188H194V186H193ZM193 188H192V189H193ZM218 188H220V187H218ZM250 188H249V189H250ZM252 188H253V187H252ZM252 188H251V189H252ZM158 189H157V191H158ZM169 189H170V188H168V190H169ZM192 189H191V190H192ZM195 189H196V188H195ZM198 189H200V188H198ZM213 189H214V188H213ZM241 189H238L237 192L240 191ZM249 189H247V190H249ZM251 189H250V190H251ZM178 190H179V189H178ZM186 190H187V189H186ZM208 190H209V189H208ZM221 190H222V188H221ZM235 190H236V189H235ZM175 191H177V190H175ZM216 191H217V190H216ZM218 191H219V190H218ZM253 191L255 192V191H257V190H256V189H255V190L253 189ZM163 192H165V193L168 194V192H166V191H163ZM169 192H170V191H169ZM189 192H190V191H189ZM191 192H192V191H191ZM210 192H211V188H210ZM233 192H234V191H233ZM161 193H162V192H161ZM187 193H188V192H187ZM220 193H221V192H220ZM227 193H228V191H227ZM230 193H231V189H230ZM239 193H240V192H239ZM251 193H252V191H251ZM251 193H250V194H251ZM157 194L159 195L158 192H157ZM162 194H163V193H162ZM175 194H176V193H175ZM232 194L234 195V193H232ZM252 194H254V193H252ZM255 194H257V193H255ZM158 195H157V196H158ZM171 195H173V194H171ZM178 195H179V194H178ZM185 195H186V194H185ZM209 195H210V193H209ZM233 195L231 196V199H233V198L235 197V196H233ZM257 195H258V197H257L256 200L259 202V200L261 199V197H260V199L258 200V198H259V194H257ZM257 195H256V196H257ZM153 196H154V195H153ZM215 196H216V195H215ZM159 197H160V196H159ZM170 197H171V198L174 197L172 200L169 199V198H167V199L171 200V202H173V200L176 198L175 196H170ZM187 197H188V196H187ZM190 197H191V196H190ZM193 197H194V196H193ZM193 197H192V198H193ZM195 197H196V196H195ZM195 197H194V198H195ZM229 197H230V196H229ZM232 197H233V198H232ZM154 198H157L156 195L154 196ZM154 198H152V199H154ZM198 198H199V197H198ZM209 198H210V197H209ZM209 198H208V199H209ZM212 198H213V197H212ZM255 198H256V197H255ZM255 198L253 197V199H255ZM177 199H178V198H177ZM177 199H176V200H177ZM185 199H186V196H185ZM189 199H190V198H189ZM196 199H197V198H196ZM215 199H216V198H215ZM215 199H214V200H215ZM229 199H230V198H229ZM193 200H194V199H193ZM212 200H213V199H212ZM245 200L247 201V202L245 201L246 203H248V202L250 203V208L252 209V211H254V215L251 213V214L253 215V218H252L251 215H250L251 220L249 219V220H248L249 223H248V225H247V223H246V225L248 226L249 229H251L250 227H252L253 229H254V228L256 229L257 226H258V221L260 220V218L263 219V217H264L263 209H262V207H260V208H257V206L255 207V204H256V203L258 204V202H255V204H254L253 200L251 199V196L248 197V195H247V197H245ZM154 201H155V200H154ZM186 201H187V200H186ZM191 201H192V200H191ZM202 201H203V200H202ZM204 201H206V200H204ZM209 201H210V200H209ZM254 201H255V200H254ZM156 202H157V201H156ZM174 202H175V201H174ZM206 202H207V201H206ZM210 202H211V201H210ZM116 203H117V202H116ZM116 203H115V204H116ZM167 203H168V202H167ZM183 203L185 204V202H183ZM71 204H72V203L70 202V205H71ZM115 204L112 205V207H113L114 209H116V208L114 207ZM190 204H191V202H190ZM204 204H205V202H204ZM257 204H256V205H257ZM70 205H69V212L72 211V209H71L72 206L70 207ZM72 205L74 206V203H73ZM116 205H117V204H116ZM205 205H206V204H205ZM104 206H106V205H104ZM104 206H103V207H104ZM117 206H118V205H117ZM208 206H209V204H208ZM74 207L76 208V206H74ZM74 207H73V208H74ZM112 207H111V208H112ZM182 207H183V205H182ZM258 207H259V206H258ZM113 208H112V210H114ZM117 208H118V207H117ZM184 208H185V207H184ZM186 208H187V207H186ZM250 208H247V209H249V211H250ZM103 209H104V208H103ZM105 209H107V208H105ZM178 209H179V208H178ZM181 210H184V209H181ZM74 211H76V210L74 209ZM102 211L105 212V211H107V210H102ZM116 211H117V210H116ZM195 211H196V210H195ZM153 212H154V211H153ZM187 212H188V210H187ZM72 213H73V211H72ZM72 213L70 214L71 216H72V215H75V214H77V213H79V212L77 211L75 214H72ZM182 213H183V212H182ZM182 213H181V214H182ZM188 213H189V212H188ZM151 214H152V215L154 214L153 216L155 217V218H153V217L151 218V219H153L152 221H154V219L157 218V217L155 216V214H157V216H159V215H158L159 213H151ZM195 214H196V213H195ZM113 215H114V216H118V217L120 218V220H121V217H120L121 215H120V216H119V215H116L115 212H114ZM113 215H112V216H113ZM152 215H151V216H152ZM160 215H161V214H160ZM89 216H90V215H89ZM89 216H86V217H89ZM112 216L109 217V220H108V221H110V219H113ZM151 216H149V217H151ZM185 216H186V215H185ZM189 216H190V215H189ZM192 216H193V215H192ZM75 217H76V215L74 216V218H75ZM77 217H78V216H77ZM86 217H85V218H86ZM160 217H161V216H160ZM160 217H159V218H160ZM190 217H191V216H190ZM250 217H249V218H250ZM74 218H73V219H74ZM85 218H83L84 221L79 220V218H78V220H76V218H75L74 220H75V222L79 223L80 225H82V226H84V227H88L87 224H86V222H85V221H87V220H85ZM90 218H91V216H90ZM114 218H115V217H114ZM83 219H82V220H83ZM87 219H88V221H90L89 218H87ZM91 219H92V218H91ZM122 219H123V218H122ZM118 220H119V219L116 218L115 221H114V220H111V222H113V221H114V222H116V221L119 222ZM95 221H96V220H95ZM95 221L92 220V221H90V222L93 223V222H95ZM97 221H98V220H97ZM105 221H106V220H105ZM105 221H103V222H105ZM108 221H106V222H107V225H109ZM155 221H156V220H155ZM166 221H168V220H166ZM248 221H247V222H248ZM90 222H89V223H90ZM103 222H102V223H103ZM114 222H113V223H114ZM121 222H122V220H121ZM150 222H151V221H150ZM168 222H169V221H168ZM168 222H167V223H168ZM89 223H88V225H92V224H89ZM96 223H98V222H96ZM96 223H94V225H95ZM100 223H101V220L99 221V224H100ZM119 223H120V222H119ZM154 223H155V222H154ZM115 224H116V223H115ZM115 224H113V225H115ZM150 224H151L152 226H154V224H153L152 222H151ZM190 224H191V223H190ZM190 224H189V225H190ZM249 224H250V226H249ZM103 225L106 226V224H104V223H103ZM110 225H112V223H111ZM110 225L107 226V227H104V228H108V227L110 228ZM113 225H112V227H113ZM170 225H171V224L165 226V223H164V226H165L166 228H167L168 226H170ZM95 226H96V225H95ZM97 226H98V225H97ZM97 226H96L94 229L99 228V226H98V227H97ZM100 226H102V224H101ZM164 226H163V228H164ZM102 227H103V226H102ZM112 227H111V228H112ZM88 228H89V227H88ZM90 228H92V227H90ZM100 228H101V227H100ZM104 228H102V229H104ZM113 228H114V227H113ZM166 228H165V229H166ZM168 228H169V227H168ZM171 228H172V227H171ZM248 228H247V229H248ZM165 229H164V230H165ZM247 229H246V232H247ZM162 230H163V229H162ZM171 230L173 231L174 228L171 229ZM114 231H115V230H114ZM140 231H141V230H140ZM166 231H167V230H165V232H162V231H161V232L165 234ZM252 231H254V230H252ZM252 231H251V232H252ZM167 232H168V231H167ZM249 232H250V230H249ZM249 232H248V234H249ZM150 234H151V233H149V235H150ZM164 234H163V235H164ZM259 234H260V233H259ZM161 235H162V234H161ZM161 235H160V238H161ZM260 235H262V237H264V231H263V230L261 231V234H260ZM247 236H248V235H247ZM247 236H246V237H247ZM254 236H255V235H254ZM258 236H259V235H258ZM120 237H121V236H120ZM244 237H245V236H244ZM260 237H261V236H260ZM122 238L124 239V237H123V236L121 237V239H120L121 242H122ZM125 238H126L127 241H125V239H124V241H125V242H129L128 240H129L130 237H129V238H128V237H125ZM151 238L154 239V237H152V236H151ZM174 238H175V237H174ZM174 238H172V240H173ZM256 238H257V237H256ZM145 239H147V238H145ZM153 239H152V240L150 239V241H149V239H148V241L146 240V241H147L146 243H145V240H144L142 246H140V247H138V248H139V249H142V250H145V251H151V250L156 249L157 246H158V243L156 244V242H158L159 240H158V241L155 240V241H156V242H155ZM247 239H248V237H247ZM247 239H246V240H247ZM249 239H250V236H249ZM258 239L261 240V238H258ZM263 239H264V238H263ZM131 240H132V239H131ZM174 240H175V239H174ZM174 240L172 241V243L174 242ZM190 240H191V239H190ZM246 240H245V238H244V242H246ZM183 241H184V240H183ZM131 242L133 243V241H130L129 244H130ZM135 242H136V241H134L133 244L131 243V245H132V246H135V245H134ZM141 242H142V241H141ZM141 242H137V246H138V243H141ZM244 242H243V243H244ZM123 243H124V242H123ZM174 243H175V242H174ZM189 243H190V241H189ZM249 243H250V241H249ZM124 244H125V243H124ZM127 244H128V243H127ZM193 244H194V242H193ZM245 244H247V245L249 246V244H248L247 242H246ZM139 245H140V244H139ZM175 245H177V244H175ZM244 246H245V245H244ZM135 247H136V246H135ZM174 247L177 248V246H174ZM191 247H192V246H191ZM246 247H247V246H246ZM243 248H245V247H243ZM249 248H250V247H249ZM177 249H178V248H177ZM195 249H196V248H195ZM197 249H198V248H197ZM246 249H247V248H246ZM178 250H179V249H178ZM192 250H193V249H192ZM174 251H175L174 254H177V252H176L177 250L174 249ZM244 251H245V250H244ZM248 251H249V250H248ZM261 251H262V250H261ZM229 252H231V251H229ZM229 252H228V253H229ZM232 253H234V252H232ZM229 254H230V253H229ZM243 254H244V252H243ZM194 255H195V253H194ZM208 255H209V254H208ZM227 255H228V254H227ZM249 255H250V254H249ZM176 256H177V255H176ZM180 256H181V255H180ZM228 256H229V255H228ZM247 256H248V255H247ZM247 256H246V257H247ZM181 257H182V256H181ZM224 257H226V256L224 255ZM175 258H176V257H175ZM178 258H179V257H178ZM178 258H177V259H178ZM248 258H249V257H248ZM177 259H176V260H177ZM184 259H185V258H184ZM206 259H207V258H206ZM259 259H260V258H259ZM176 260H175V261H176ZM256 260H258V259H256ZM178 261L180 262V260H178ZM189 261H190V260H189ZM206 261H207V260H206ZM259 261H261V260H259ZM259 261H257V262H259ZM191 262H192V261H191ZM251 262H252V261H251ZM183 263H184V262H183ZM259 263H260V262H259ZM259 263H258V264H259ZM176 264H177V263H176ZM181 264H182V263H181ZM252 264H253V263H252Z\"/></svg>","mask_w":264,"mask_h":264}]
</instances>
